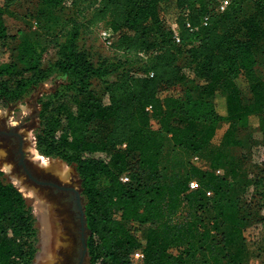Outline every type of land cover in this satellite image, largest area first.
<instances>
[{
  "label": "trees",
  "instance_id": "16d2710c",
  "mask_svg": "<svg viewBox=\"0 0 264 264\" xmlns=\"http://www.w3.org/2000/svg\"><path fill=\"white\" fill-rule=\"evenodd\" d=\"M13 1L0 5V103L23 99L51 68L69 79L70 93L41 103L35 143L76 170L89 263L255 264L242 202L264 214V189L255 192L257 182L264 186V165L251 173L232 148L251 116L264 130V74L256 68L264 57V0H230L224 10L213 0H35L32 26L47 43L8 31ZM99 22L117 33L113 46L128 58H95L80 45ZM47 44L57 58L44 67ZM219 121L228 126L213 146ZM167 141L183 152L182 171L162 163ZM194 155L209 167L193 163ZM38 244L32 204L0 170V264H34ZM137 250L140 263L132 258Z\"/></svg>",
  "mask_w": 264,
  "mask_h": 264
},
{
  "label": "rangeland",
  "instance_id": "374dc122",
  "mask_svg": "<svg viewBox=\"0 0 264 264\" xmlns=\"http://www.w3.org/2000/svg\"><path fill=\"white\" fill-rule=\"evenodd\" d=\"M219 1L221 0H213V5L216 6L218 4L217 2ZM3 3L4 0H0V5H2ZM67 3L69 4V1H67ZM36 6L37 5L35 0L13 1L9 6V10L11 11V13L6 16L8 31L11 33H15L19 29L26 34L28 33L30 36H33V34L36 33L42 43H47L49 36L46 37L45 33L42 31H35L32 26L34 20L33 15ZM247 10H251L250 4L247 6ZM165 17L167 21L171 23L172 27H174L175 23L173 22V16L171 14H168ZM108 29L109 27H107L106 22L97 23L90 29L86 30L85 33H83L82 38L79 42L80 45L90 53H92L95 58H97L98 56H105L109 58L120 59L122 61L125 60V58H128V55L125 56L121 50H117L113 46V43L117 39V33L114 32L115 34L112 35L109 39L105 38L103 32ZM5 56H7L6 53L1 54L2 58H4ZM56 58V48L52 44H47L46 49L44 50L42 55L43 66L48 67L49 65L53 64ZM133 63V61L129 60L127 61L126 66L131 67ZM256 68L262 74H264L263 56L259 57ZM190 74L192 77H194L193 73ZM68 80L69 79L66 76L61 75L58 70L51 68V72L48 77L44 79L40 84H38L23 99L14 103H8L6 105L0 103V130H18V132L25 137V148L29 149V147L32 146V142H34V145L36 147L35 130L39 126V111L41 109V103L48 99H52L59 93H70L69 89H64V85ZM193 84L195 87H198L200 82L198 80H194ZM93 85L96 89H101V86L99 83H97V81H95ZM173 93L179 94L180 92L174 91ZM241 97L243 102L245 103H248L251 100V93L248 87H244L241 93ZM103 101H107V98L105 96H103ZM258 124V117L251 116L249 127L244 134L242 144L232 148L233 152L242 154L244 156V165L246 169L253 174L256 173L257 169L261 168L264 165V130H261ZM227 126L228 123L226 121L218 122L215 136L211 141V144L213 146L219 145L221 137ZM14 147L15 146L10 143V138L8 136L0 134V170L3 171L5 178L22 189L20 190L27 197L28 202H30L32 206L34 201L36 200L35 195L31 192L32 189H40L46 191L47 196L52 202V205H54L52 211L54 213L56 212L61 214H58L56 216L57 220H54V228L53 225H51L52 228L50 227V223L47 220L43 221L39 215L35 214L37 217V226L39 228V244L34 264H68L69 259L67 258V255L74 249L77 238L80 236L79 220H75L73 213L69 209L65 208L64 205L60 202L61 198L65 197L66 195L64 191L55 193V188L51 186L39 185L25 174L22 167L16 160V156L13 153ZM164 151L165 152L162 158V163L168 166L169 171H171L173 168L177 169L178 171H182L180 162L185 159L183 152L177 147L173 146L170 141L166 142ZM27 153L29 154V156H31L28 150ZM108 155L109 152L97 153V156H100L102 158H108ZM48 158L51 160L56 159L52 157ZM26 160L28 161L27 166L29 167V169H31L33 175H35L38 179L50 180L63 185L75 186L81 191L80 180L73 166L67 164L69 166V169H71L69 170L70 176L68 178L62 179L60 176L54 174L55 172L53 170H48L39 165V162H34L31 159ZM190 160L203 168L209 167V160L205 156L194 155L190 157ZM216 172L222 174L223 170L218 169L216 170ZM252 176L250 177L254 181H256V178ZM21 185H24V188ZM263 189L264 186L260 182H257L255 192L261 191ZM42 198L45 202L47 201L46 197H44L43 195ZM44 201L42 199L40 200L41 203H44ZM247 202H249V200H245L244 202H242L246 213H248V225L244 230V235L247 239L248 246L251 251V262L255 264H263L264 214L263 212L258 211L257 208L249 204L247 205ZM57 207H59L60 209ZM145 232L146 229L143 228V240L145 238ZM88 236L89 232L87 231L86 240L88 239ZM132 258L137 263H140L142 259V257L136 256L134 254ZM84 264H90L88 246Z\"/></svg>",
  "mask_w": 264,
  "mask_h": 264
},
{
  "label": "water",
  "instance_id": "95a60500",
  "mask_svg": "<svg viewBox=\"0 0 264 264\" xmlns=\"http://www.w3.org/2000/svg\"><path fill=\"white\" fill-rule=\"evenodd\" d=\"M25 172L28 175L29 178H31L35 183L39 185L44 186H51L55 188V193L59 191H67L72 190L75 193V199H73V207L70 203V200L66 197H62L60 202L64 205L65 208L69 210H76L77 215L74 216V219H78L80 223V236L77 238L76 245L74 246V249L68 253L67 258L69 259L68 264H84L86 253H87V240H86V234L87 231L89 232V229L86 225V219H85V211H84V204L82 200L81 191L77 189L75 186H64L59 185L58 183L50 180H41L35 177L31 171L27 168H25Z\"/></svg>",
  "mask_w": 264,
  "mask_h": 264
},
{
  "label": "bare ground",
  "instance_id": "6f19581e",
  "mask_svg": "<svg viewBox=\"0 0 264 264\" xmlns=\"http://www.w3.org/2000/svg\"><path fill=\"white\" fill-rule=\"evenodd\" d=\"M28 151L30 152V155L32 157L31 159L35 162H39V165H41L42 167L47 168L49 170H53L54 172L58 173L63 178H68L70 176L69 170L71 169H69V166L67 164L57 159L51 160L48 157L42 156L38 152L37 148L35 147L34 142H32V146L29 147ZM31 192L35 195V199H36L33 203L35 214L39 215L43 221L47 220L50 223V227L52 228L51 225H53V228H54V224H55L54 220L55 221L57 220L56 216L58 215L56 212L54 213L52 211V209L54 208V205H52V202L50 200L48 201V199L45 202L42 196L39 195V191L37 192L36 189H32ZM41 199L44 201V203L40 202Z\"/></svg>",
  "mask_w": 264,
  "mask_h": 264
},
{
  "label": "flooded vegetation",
  "instance_id": "af4514ba",
  "mask_svg": "<svg viewBox=\"0 0 264 264\" xmlns=\"http://www.w3.org/2000/svg\"><path fill=\"white\" fill-rule=\"evenodd\" d=\"M0 134H3V135H6L10 138V143L13 144L14 149H13V153L14 155L16 156V160L18 161L19 165L22 167L23 171L25 172V168L29 169V167L27 166V160L26 159H31L32 157L29 156V154L27 153V148H25L24 146V140H25V137L22 136L18 130H8V131H3V130H0ZM32 160V159H31ZM33 161V160H32ZM35 162V161H34ZM47 169V168H46ZM31 171V169H29ZM49 170V169H48ZM53 172V171H52ZM32 173V172H31ZM26 174V172H25ZM33 174V173H32ZM58 176H60L58 173H54ZM27 175V174H26ZM28 176V175H27ZM35 176V175H34ZM36 177V176H35ZM61 177V176H60ZM63 179V177H61ZM31 179V178H30ZM43 180V179H41ZM59 185H63V184H60L58 183ZM44 186V185H42ZM49 186V185H48ZM64 186H69V185H64ZM37 192L39 191V195H43L44 197H46V199H48V201L50 200V198L47 196V192L44 191V190H40V189H36ZM65 192V197L67 199L70 200V203L73 207V199H75V193L72 191V190H67V191H64ZM59 208V207H58ZM60 209V208H59ZM73 215H77V212L76 210H70ZM61 212V211H60ZM57 214H60V213H57ZM61 215V214H60Z\"/></svg>",
  "mask_w": 264,
  "mask_h": 264
},
{
  "label": "built area",
  "instance_id": "2783aa9c",
  "mask_svg": "<svg viewBox=\"0 0 264 264\" xmlns=\"http://www.w3.org/2000/svg\"><path fill=\"white\" fill-rule=\"evenodd\" d=\"M229 1H230V0H221L220 3H219L218 9H219V10H224V9L227 7V5L229 4ZM174 27L176 28V25H174ZM103 34H104L105 38L109 39V38H111V36L114 35L115 33H114V31H113L112 29L109 28L108 30L104 31ZM176 40H177V41L179 40L178 36H176ZM150 75H151V74H150ZM121 180H122V181H127V180H128V176H127L126 174L123 175V176L121 177ZM190 186H191V187H195V186H196V181H195V180H191V181H190ZM134 255H136V256H140V257H143V254H142V252H141L140 250H137V251L134 253Z\"/></svg>",
  "mask_w": 264,
  "mask_h": 264
}]
</instances>
